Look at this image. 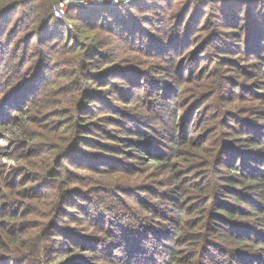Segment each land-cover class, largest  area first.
I'll list each match as a JSON object with an SVG mask.
<instances>
[{
    "label": "rangeland",
    "instance_id": "374dc122",
    "mask_svg": "<svg viewBox=\"0 0 264 264\" xmlns=\"http://www.w3.org/2000/svg\"><path fill=\"white\" fill-rule=\"evenodd\" d=\"M7 1L9 0H6V3ZM59 1L56 0L53 3L52 14L54 6ZM85 1L91 6L76 5ZM109 1L75 0L74 4L67 6L63 18L60 19L66 18V13L71 7L72 9L89 10V8L102 7L106 3L113 6ZM135 1L137 2L134 3ZM195 1H119L117 4H135L131 7L125 6L123 10H120L122 23L125 24L121 32H124L125 28L128 30L129 25L133 24V29L135 28L139 33L136 38L140 39L143 47L144 44L148 45L147 49L131 43L126 39V37L128 38L127 33L106 32L100 28L90 30V27L89 29L86 27L87 25L83 24V18H79L76 10H72L71 13L72 23L77 27L76 35L78 37L75 38L73 35L72 42H69V36L64 27L54 26L52 28V32L55 33L54 37H56L55 40H50L49 45H52L51 48L57 52V58L51 57L50 59V65H52L48 70V79L55 77L56 84L51 85L50 94L54 91L56 94L54 96L48 94L47 100L51 97L61 104L52 108V110L59 109V114H53L44 120L46 124L53 125L54 123L53 126L58 127L55 135L60 149H57L51 158L62 153L68 146L67 144H70L69 138L72 137L71 118H67L63 114L62 110L66 104L64 101H60L64 98L58 94L63 87L70 90L75 88L69 94L72 92L76 94L78 88L81 87L83 89L93 87L105 92L101 96L109 97L110 105H115L119 111L123 109L116 114L114 109L106 107V103L103 105L108 110L102 109L98 101H92L89 104V108L93 110L90 117L93 119L97 116L104 118L107 116L106 120L98 122L99 126L90 136L96 143L88 142L87 145H80L82 148L80 155L71 156L74 162L70 163L65 159L54 165L59 170L53 173L54 177L58 179L60 176L66 179L65 182L60 181L58 188L78 187L83 194L82 208L75 211L76 208L67 207V211H69L67 216L58 218L56 224L61 227L57 228L58 231L60 229V231H64L63 227L66 228L67 224L69 228L80 229L76 233L80 235L81 232L85 233L86 250H81L82 259L78 258L79 263L131 264L132 261L130 257H127L129 252L126 249L129 245L134 244H127L124 241L130 236L132 240L138 241L137 246L140 249H137L141 254H147L148 242L157 245L158 254L151 260L144 258L142 264H156L161 260L169 261L173 252L176 253L177 262L175 264H185L184 259L191 255L189 252L192 249L197 251V244L202 243L200 236L209 232V228L207 226L204 228L201 223L202 208L209 207L205 204L207 197H202L199 190H206L207 193H210L208 187L212 184L213 188L218 185L221 188L222 184L240 188L241 182L246 180L243 178L244 173L254 171L250 168L252 166L253 169H256V173H254L260 177L259 182L262 187L257 186L260 190L255 188L254 192L256 190L258 195H262L264 199V165L260 166L264 162V52H261V56L249 58L250 54L238 48V41H235L231 35L223 39L218 37L217 31L224 32L236 28H218L216 26V22H219L217 17L221 12V5L210 2L207 5H202ZM199 1L204 2L205 0ZM234 1L250 2L249 4L257 2V0ZM1 2L4 3L5 0H0ZM93 2L99 3L93 4ZM249 4H246L248 8L237 7V10L241 11L242 18L244 16L246 19L243 23L248 26L252 19V22H256L254 19L264 21V1L256 5ZM28 8H18V10L11 11L0 18L1 41L6 39L7 32L13 25L17 26L16 22L19 18L20 23L24 22ZM228 8L225 14L231 16L229 13L235 10L232 7ZM181 15L187 18H185L186 22L181 25V31L188 40L184 38V41L182 40L183 42L176 47L178 44L173 41L174 38L169 36H172L176 25L181 23ZM143 17L148 18L146 20ZM20 23L19 26H21ZM187 25L189 26L186 29ZM242 29L243 27L236 29L240 32L241 37L244 34ZM120 36H123L124 40ZM220 39L224 41V44H231L233 51L222 50L226 45L222 44ZM15 40L16 38L12 40V43H15ZM235 43L237 47L233 45ZM63 45L74 46V52H68ZM90 45L99 48L98 51L90 50ZM36 48L35 39H32L29 50L34 51ZM41 49L44 52L48 51L46 47ZM89 50L90 52L87 54ZM162 51L164 55H162ZM36 58L37 56L33 54L28 64L23 65V70L25 71L28 67L31 70L36 65ZM232 60L234 61L229 62ZM111 61L121 67L125 66L148 75V83L142 82L144 86L135 89L131 103L126 105L128 107L121 102L117 93L111 94L106 89L109 85L104 87L105 78L101 75L102 73H98L106 68ZM5 67V63L4 66L2 64V72L5 71ZM227 67H232L234 70L227 74L232 81L227 87V92L224 93L220 88L222 78L219 75L227 73L228 71H224ZM129 69H125L124 72ZM73 71H75V75L69 76V72ZM3 76L4 74L0 80L4 78ZM75 76L76 87L72 83ZM218 78L220 79L218 80ZM24 79L23 76L17 80L22 82ZM109 80L125 83L123 80L113 79L111 76ZM212 80H218L219 87L215 91L207 84ZM179 94L180 96L175 100V96ZM125 108L129 110L125 112ZM23 116L26 119L24 124L28 125L29 131L42 133V130L30 120L33 114L24 112ZM115 118L118 122L114 120ZM136 118H139L141 124H136ZM19 125L23 126L22 123ZM4 127L0 128V138L4 137V139H0V193L7 194L11 193L14 183L24 182V179L29 180L25 184L22 182L16 188L17 190L25 189L31 185V176L34 174L28 172L32 168L30 165L41 164L40 157H45L47 153L44 143L23 144L21 139L17 138L19 129L7 127L6 124ZM141 135L144 136L142 140L145 141L146 147L150 148L148 154H146L147 152L141 153V156H145L144 160L136 158L138 151L133 145V140L136 137L140 138ZM246 136L253 140L245 139ZM64 137H69L66 143L62 140ZM188 139L191 140L189 145L182 144ZM181 140L184 141L181 142ZM246 140L249 141L245 142ZM90 145L92 146L90 147ZM252 146L260 148L262 154L253 157L255 160H247L249 156L246 159L241 158L242 163L247 165L243 171L241 161L238 160L235 166V172L239 173L237 178L232 173L233 171L231 172L227 167L223 165L220 167V164L218 166L216 159L221 157L220 154L223 153L221 151L231 148L237 152L236 154H242ZM195 151H199L200 155L206 159L193 157ZM91 152L93 154L89 155L88 153ZM85 156L89 158V163L85 162ZM155 157L159 158L160 162H156ZM149 159H153L152 162H147ZM105 161L110 162V165H105L110 167L101 166ZM163 162L167 163L161 165ZM210 165H213V172L211 171L212 174L208 177L205 176V173ZM21 173L23 176H20ZM57 179L53 183H57ZM39 183L41 182L37 180L36 184ZM50 186H47L43 193L47 192V195H53L54 186L51 189ZM220 191V199L223 202L224 200L229 201L227 192L233 190L220 189ZM22 199L18 193H14L8 200H5L6 202L2 201L1 205L5 204L4 207H6L7 203L12 200L24 201V203L20 202L21 205L16 203V209L20 207V211L24 209L28 212L25 220L33 225L28 229H37L36 225L43 223L45 219L42 218L43 213L45 215L47 213V210L44 211L42 203H48L50 197L46 196L42 200H33V202ZM84 199L86 200L84 201ZM262 201L264 209V200ZM241 206L247 208L244 202L241 203ZM13 207L14 204H10L8 208ZM31 211H35L34 214ZM95 212H98L99 215L95 216L92 221V216L98 214ZM6 219L8 217H2L0 221ZM109 219H114V225H111L112 228H103L104 221ZM21 221L23 220L19 222ZM263 221L264 216H261L259 224H263ZM126 222L128 226L124 227L123 223ZM242 222L247 223L246 221ZM181 226L182 229L179 231L178 227ZM120 227L124 228L125 232H122V229L119 231ZM22 228L24 227L22 226ZM114 232L121 238L125 236V239L123 238L119 244L118 242L113 244ZM154 233L159 234L160 238L155 237ZM143 244L147 245L146 249H143ZM47 245L48 247L61 248L59 251L57 250L60 252L74 244L66 241L63 236H52L47 239ZM131 251L133 252V249H130ZM143 257L140 255V257L132 258L141 259ZM211 257L214 264H218L217 259L226 262L219 252L212 254ZM260 257H264V250L260 253ZM197 259V255L190 256L192 261ZM203 260L213 264L208 259ZM5 264H17V262H6Z\"/></svg>",
    "mask_w": 264,
    "mask_h": 264
},
{
    "label": "trees",
    "instance_id": "16d2710c",
    "mask_svg": "<svg viewBox=\"0 0 264 264\" xmlns=\"http://www.w3.org/2000/svg\"><path fill=\"white\" fill-rule=\"evenodd\" d=\"M55 1L56 0H9L6 3L5 0L4 3H0V18H3L11 11L18 10V8L29 7L27 13H25L27 14V17L24 22L20 23L19 18L16 22L18 23L17 26L14 27L13 25L12 28L7 32L6 39L4 41L0 40V71L2 64L3 66L4 63L6 65L5 71H1L2 75L4 74V78L0 80V107L1 109L3 108V111H1L0 109V128H5L4 126L6 124L7 127L10 126L11 128L15 127L19 129V135L17 138H20L23 144L44 143L45 152L47 153L45 157H40L39 160L41 161V164L35 166L33 164L30 165L32 168H30L28 172L34 174L33 176H31V185L27 186L25 189L17 190L16 188H18V186L21 185L23 181L18 183L16 182L14 183L13 189H11V193H0V218L8 217V219L0 221V264H5L6 262L13 261L17 262V264H84L79 263L80 261L78 260V258L82 259V255L80 254V252L82 249L86 250L85 233L81 232L80 235L76 233L78 232L77 230L80 231V229L69 228L67 227V224L65 225L66 228L63 227L64 231H60L61 229L58 231L57 228L61 227L59 225H56L58 218L67 216L69 212L67 211V207L76 208L75 211H78L82 208L83 194L81 189L78 187H65L63 189L61 187L58 188L61 183L60 181L63 180V182H65L66 179H63L60 176L58 179L54 177L53 173L59 171L55 168L56 166L54 165L65 159L69 160L68 162L70 163L74 162L72 161L71 156L74 154L80 155V152L82 150L80 145H87L89 143L91 144L92 142L96 143L95 140L91 139L90 136L94 134L96 127L99 126L98 122L106 120L107 116L106 118L97 116L92 119L90 115L93 110L89 108V104L92 101H98L100 107L104 110H108V108L111 110L114 109V112L116 114L123 110L121 109L119 111L118 107H116L115 105H110L108 102L109 97L104 98L105 96H101V94L105 92L94 89L93 87H87L86 89H83L82 87L80 89L78 88V96L77 92L76 94L75 92L69 94V92H71L75 88L70 90L66 87H63L58 94L61 96V98H64L60 101H64V103L66 104V107H63L62 110L63 114H65V117L71 118L72 137H64L62 140H64L66 143L69 138V141L71 140L70 142L68 141L70 144H67L68 146L66 145L67 147H65L62 153L51 158L54 152H56L57 149H60L55 135L57 134L58 127H54V123L53 125H51V123L46 124V121L44 120H47V118L51 117L53 114H59V109L52 110V108L61 104V102H59L58 100L54 101V99L51 97H49V99L47 100L48 94L51 96H54L56 94V91L50 94L51 85L56 84L55 77L50 80L48 79V70L52 65H50V59L51 57H56L57 55V52L51 48L52 45H49L50 40H55L56 37H54L55 33L52 32V28H54V26H57V28L64 27L66 29L67 35L69 36V42H72L74 37H78V35H76L77 27L72 23L71 13L72 10H76L75 12L78 14L79 18H83V24H85V26L87 25L86 27L88 28L90 27V30L100 28L106 32H121V29L125 24L122 23L123 21L120 16V10H123L125 6L131 7V5L137 2L135 1L130 5L123 3L113 6H110L106 3V5H102V7L89 8V10L72 9L71 7L68 9L65 19H56L51 12V7ZM262 1L264 0H257V2H252L251 4H249L250 2L243 1L242 3H240L234 0H205L204 2L196 0L195 2L202 5H207L208 2L221 5V12L219 13V17H217V20H219V22H216V26H218V28L228 27L230 29H239V27H243L242 31L244 32V34H242V37L240 36V32L236 29L226 30L224 32L217 31V36L223 39L231 35V37H233L235 41H238V48H241L242 51L244 50L245 52L250 54V58L261 56V52H264V21H260L261 19L259 21L254 19V21L256 22H252L253 19L251 18V23H249L248 26L245 25L243 22L246 19H244V16L242 18V16L240 15L241 11H238L237 7L248 8L246 4L256 5L261 3ZM228 7H232L235 10L232 13H229L231 14V16H226L227 14H225V11L229 9ZM242 8L240 9L242 10ZM181 16V23H176L177 25L172 32V36H169L171 38H174L173 41H176V43L178 44L176 47H178L180 43L184 41V38L185 40H188L187 36L183 35V32L181 31V25L186 22L187 18L185 16ZM147 18L148 17H143V19L146 20ZM19 23L21 26H19ZM188 26L189 25L186 26V29L188 28ZM129 27L130 28H128V30L125 28L124 32L121 33H127L128 38L126 37V39H128L131 43L138 44L139 46H141V48L147 49L146 47L148 45L143 43V47L140 39L136 38L139 34L138 30H135V28L133 29V24H130ZM14 38H16L15 43H12V40H14ZM120 38L123 39V36H120ZM32 39H35L37 45V48L34 51L29 50V44ZM222 39H220L221 43L224 44V41ZM224 45L226 46H224L222 50H227L230 52L233 51L231 44L225 43ZM233 45L237 47L236 43ZM43 47L48 48V51H42L43 49L41 48ZM63 47L68 52H74V46L68 47L67 45H63ZM89 49L98 51L99 48H95V46L90 45ZM90 50L87 52V54L90 52ZM33 54L34 56H37L36 65L33 66L31 70L28 67L24 71L23 65L28 64L31 57H33ZM162 55H164L163 51ZM233 61L234 60L229 62ZM125 69L129 68H126L125 66L121 67L117 65V63L111 61V63L106 68L98 73H102L101 75H103V78H105L103 82L104 87L109 85V87L106 89H108L111 94L117 93L121 102H123L126 106L131 103L132 97H134L135 94V89L137 87L142 88L144 86L143 83H148V75H146L145 73H140L138 70L131 69L124 72ZM231 70L234 69L232 67H227L224 71L228 72L219 75L220 78H222L220 88H222L221 91H224V93L227 92V87L230 86V82L232 81L231 77L227 75L229 74V72H232ZM68 75H75V71L69 72ZM23 76L25 79L22 82H18L17 79ZM54 76H56V74H54ZM110 76L113 79L123 80V82L125 83L121 84L116 81H111L109 80ZM13 77L15 78L14 80L12 79ZM220 78H218V80ZM218 80H212L207 84L215 91V89H218L219 87L217 83ZM72 83L74 87H76V76L74 77ZM149 88L151 87L149 86ZM179 96L180 94L178 96H175V100ZM172 100L174 101V99ZM105 103L107 104L106 107L108 108L103 105ZM125 109V112L129 110L128 108ZM24 112H30V114H33V117L30 120H32V122H34L40 128V130H42L41 134L35 132L32 133L31 131H29L30 128L27 127L28 125L24 124V120H26L23 116ZM114 120L118 122L116 118ZM135 121L136 124H141L139 122V118H136ZM20 123H22L23 126L19 125ZM143 137L144 136L141 135L140 138L136 137L133 140V145H135L138 151L136 154V158L140 160H144L145 156L141 155L145 152H147L146 154H148V150H150V148L148 149L146 147L145 141L142 140ZM0 139H4V137ZM245 139L253 140V138L251 139L249 136H246ZM183 141L181 140V142ZM248 141L249 140H246L245 142ZM190 142L191 140L188 139L182 144L189 145ZM91 146L92 145H90V147ZM250 148L251 149H246L242 154H236L237 152H234V150H231V148L221 151L223 152L220 154L221 157L219 159H216V161L218 162V166L220 164V167H227L228 170H230L231 172L233 171L232 173L237 178V175L239 173L235 172V166L237 165L236 162L238 160L241 161V168L243 171V168L247 167V165H245V163H242L241 158L246 159L249 156V159L247 160H255V158L253 157L257 155L261 156L260 154H262L260 152V148H257L256 146H252ZM88 154L92 155L93 152ZM234 154H236V156H234ZM94 155L103 157L99 154ZM199 155L200 152L195 151L192 156L206 159ZM85 160V162L87 163L90 162L88 157ZM151 160L153 159H149L147 162H152ZM154 160L156 162H160L159 158L157 157H155ZM257 160L259 159L257 158ZM103 163L104 164L101 166L110 167L105 166L110 165V162L105 161ZM165 163L167 162H163L161 163V165H165ZM263 165L264 162L260 166L263 167ZM212 166L213 165H210L208 170H206L207 173H205V176H211L213 172ZM220 167L219 169L222 170ZM250 168H252V170L254 171L251 172L249 170L250 172H247L246 174L244 173L243 178H246V180H244V182H241L240 188H235V186L233 185L228 186L226 184H222L221 186L223 187L221 188L218 187L219 185L213 188L212 184L208 187L210 193H207L206 190H199L200 188L198 189L203 195L202 197H207L205 204H207L209 207L202 208L203 214L201 215V223L204 225V228H209V232L200 236L202 243L199 245L197 244V251L192 249V251L189 252L191 254V257L197 255L198 259L196 261H192L190 260L189 256L184 259L183 262H185V264H209L203 259H208L211 261V263L214 264L211 255L217 252H219L226 261L224 263V261H222L221 259H217L218 264H264V257H260V253L264 250V221L263 224H259L260 217L264 216V209L262 207V200L264 199L262 195H258L256 190L254 192L255 188H259L257 186H260V188L262 187L259 182V175L255 174L256 169H253L252 166ZM20 176H23L22 173ZM56 179L57 183H53V181H55ZM28 180L29 179H24V182L22 184H25ZM37 180H39L41 183L36 184ZM52 184L54 187L50 186ZM234 185H236V183H234ZM47 186H50V189L53 187V195H47V192L43 193L44 190H46ZM220 189L233 190L227 192V198L229 199V201L224 200L223 202V200L220 199ZM14 193H18V196H20V198H23L22 200H32V202L33 200H42L46 196L50 197L48 203H42L44 206V211L47 210V213L46 215L43 213L42 218L45 219L43 223H38L36 225L38 226L37 229H28L33 227L32 223H29V221L25 220V218H27L28 216V212L24 209L20 211V207L19 209H16L15 204L19 203L21 205L20 202L24 203V201L18 202L17 200H12L11 202L7 203L6 207H4L5 204L1 205L3 202H6L5 200H8ZM85 200L86 199H84V201ZM242 202L246 204L247 208H242ZM10 204H14V207L11 209L8 208ZM56 209L58 210L57 212ZM34 212L31 211L32 214H34ZM97 213L98 212H95V214ZM98 215L99 213L92 216L91 220L94 221V217H98ZM20 220L23 221L19 222ZM242 221H246L247 223H244ZM114 223V219L105 220L103 223V228H110L111 225H114ZM27 224L28 227H26ZM20 225H22L24 228H22V226ZM123 225L124 227L128 226L127 222L123 223ZM178 228V230L181 231L182 226ZM219 228L225 229L220 230ZM118 229L119 231L120 229H122V232H125V229L122 227ZM70 231L71 233H69ZM154 234L155 237H158V239L160 238L159 234ZM52 236H63L66 241L68 240V242L70 241V243L74 245H72L71 247H66L64 249L65 251L58 252L61 248H57L55 246L48 247L47 245V239ZM124 237L125 236H122L121 238L119 234L114 232V240L112 241L113 244L117 242L119 244V242H121ZM214 240L215 242H213ZM124 241H126L127 244H134L129 245L126 249L129 252L127 257H130V260L132 261L131 264H142L144 263V258H146L145 260H151L153 259V257H155V255L158 254L156 244L148 242L149 248L147 254H141L140 250H138L140 248H138L137 246L138 241L132 240V237L130 236H128ZM143 246V249L147 248L146 244H143ZM130 249H133V252H130ZM140 255L144 257L141 259H134L138 256L140 257ZM119 261H121L120 258ZM176 262V253L173 252L169 258V261L161 260L156 264H175Z\"/></svg>",
    "mask_w": 264,
    "mask_h": 264
},
{
    "label": "built area",
    "instance_id": "2783aa9c",
    "mask_svg": "<svg viewBox=\"0 0 264 264\" xmlns=\"http://www.w3.org/2000/svg\"><path fill=\"white\" fill-rule=\"evenodd\" d=\"M75 0H60L53 8V16L57 19L63 18L64 14H65V10L67 8L68 5L74 4ZM128 2L130 0H110L109 3L112 5H116L118 2ZM96 3L98 4L99 2H93V4ZM76 5H82L83 7H89L91 6L90 3L88 2H81V3H77Z\"/></svg>",
    "mask_w": 264,
    "mask_h": 264
}]
</instances>
